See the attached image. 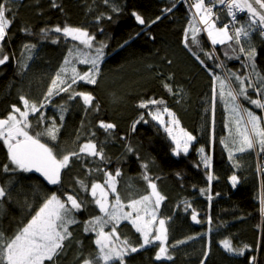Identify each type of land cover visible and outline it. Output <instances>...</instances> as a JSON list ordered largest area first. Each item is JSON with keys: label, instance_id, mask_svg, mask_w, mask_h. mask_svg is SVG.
<instances>
[{"label": "trees", "instance_id": "1", "mask_svg": "<svg viewBox=\"0 0 264 264\" xmlns=\"http://www.w3.org/2000/svg\"><path fill=\"white\" fill-rule=\"evenodd\" d=\"M192 2L110 0L109 4H105L103 0H55L57 7L54 8L53 0H14L9 5L14 19L4 43L10 60L0 65V118L8 114L11 105L21 106L20 95L39 101L69 48L77 44L58 33L50 32L49 38L43 39L40 29L57 25L63 27L65 24L85 28L95 34L98 41H105L108 47L104 50L98 83L88 85L79 82L75 88L92 93L99 109L86 113L79 97L74 101H67V94L63 93L54 97L55 105L67 101L68 106L56 144L58 149L64 151L78 150L79 144L88 137L81 136L74 143L77 129L84 133L95 131L94 139L98 143L103 142L110 163L104 164L92 158H86L83 165L80 161H73L70 169L62 173V186H50L43 177L31 172L3 173L0 170V185L10 187L9 198L0 202V230L12 235L27 222L30 214H34L43 198L51 192H58L63 197L64 191L71 192L74 188L78 191L76 178L87 179L89 187L93 181L103 183L105 177L102 172L86 175L88 169L92 168L99 167L112 173L117 168L121 170L117 189L125 203L149 194L141 168V164L147 162L148 174L157 184L158 191L165 196L157 217L166 220V246L172 260L155 259L159 248L157 241L136 253H130L125 258L126 264H201V260H204V264H248L249 258L253 256L256 264H264V216L260 211L261 201L264 200V171L259 173L258 170V165H264V154L236 153L234 159L239 167H234L220 142L229 136L225 128L227 113L224 105L217 101L213 112L212 78L182 43L185 28L190 20L195 19ZM113 6L120 11L113 12ZM167 8H172V11L164 12ZM133 11L144 18L145 25L135 21L131 15ZM218 13L221 15L219 26H222L228 22V17L225 11ZM98 16L101 17L99 21L96 19ZM108 16L112 19L109 20ZM157 16L161 19L151 23ZM239 18L244 21L246 14L241 13ZM22 28L29 29L33 34L21 31ZM198 38L204 50L214 52L218 58L208 60L203 52L194 49L214 71H221L214 67L220 61L232 70L244 71L241 62L243 57L240 60L228 59L225 52L230 50L226 46H212L202 32ZM52 39H57V43H52ZM253 42L257 48V69L264 73V40L257 33L253 34ZM25 43H33L37 47L33 51V59L27 61L28 68L21 70L18 62L23 59L21 51ZM77 67L86 71L88 66L77 64ZM165 82L178 94L166 91L163 87ZM252 95L255 97V93ZM148 99L164 100L165 105L175 113L181 127L196 137L188 154L181 152L179 156L173 155L171 138L146 115L147 109L137 106L141 100ZM244 103L258 115L261 114L259 109ZM44 111L46 116H54L57 123L60 122L55 106L49 105ZM142 112L149 122H140L136 130L132 131L133 123ZM30 119L33 123L31 132L35 135L42 129L37 126L35 117ZM100 120L113 123L116 128L111 133H105L98 127ZM41 139L50 146L53 143L47 137ZM128 145L133 148V152L127 151ZM201 147L205 148L206 155L212 157L211 171L214 178L211 182L208 181V173L198 152ZM5 163L7 150L0 142V169ZM233 174L239 178L235 187L229 179ZM81 195L89 203L86 209L77 214L80 224L71 226L73 238L67 242L68 247L59 264H78L79 259L96 250L93 243L95 234L84 233L83 222L99 215V209L91 203L90 195ZM185 202L191 205L187 210ZM193 210L197 212L201 223L192 221ZM209 218L211 223H208ZM119 234L121 238L128 237L134 245L138 246L142 242L140 234L128 221L121 222ZM225 239H229L236 248L245 244L249 248L243 256L228 253L220 243ZM181 240L186 243L177 245L176 242ZM205 251L208 252L207 257L204 256Z\"/></svg>", "mask_w": 264, "mask_h": 264}, {"label": "snow or ice", "instance_id": "2", "mask_svg": "<svg viewBox=\"0 0 264 264\" xmlns=\"http://www.w3.org/2000/svg\"><path fill=\"white\" fill-rule=\"evenodd\" d=\"M109 4L110 0H103ZM14 0H0V65H5L10 60V54L5 51L4 43L8 38V30L14 19V13L9 7ZM222 6V11L230 18L228 23H221V15L217 8ZM52 7H57L53 0ZM175 7V5H173ZM191 8L195 9V19L189 21L185 28L182 43L192 55L208 71L212 78V108L215 111L217 101L223 103L227 113L225 128L229 131L226 139H221L228 152V158L233 161L234 167L239 164L234 159L236 153L256 152L258 155L264 154V73L257 69L256 57L257 48L253 42V34L259 35L264 40V0H193ZM113 12H119L116 6L112 7ZM171 12L172 8L163 10ZM238 13H245L246 19L241 21ZM103 15V14H101ZM131 15L140 25H145L144 18L133 11ZM109 20L111 16L107 17ZM98 21L101 17L96 18ZM161 17L157 16L151 23H156ZM198 25H203V28ZM21 31L33 34L27 28ZM103 32V29H100ZM61 34L64 38H70L77 42L69 48L68 54L64 57L60 67L48 85L47 91L39 101L30 100L25 95L19 96L20 105H11V110L5 117L0 118V142L7 150V163L2 165L3 173H39L48 185H63L62 173L70 169L73 161H80L83 165L86 158L99 160L104 164L110 163L105 154L103 142H97L94 138L95 131L89 130L84 133L77 129L76 141L81 136L88 138L84 143L79 144L78 150L64 151L58 149L56 142L63 122L64 114L68 111L67 101H74L77 97L83 103L85 112L98 110L99 105L95 104V97L90 92L77 91L75 86L79 82L88 85H96L101 73V64L105 57V48L108 44L105 41H98L95 34L87 29L65 24L63 27L57 25L53 28H41L40 33L43 39L49 38V33ZM206 32L207 38L212 46H226L230 51L225 52L228 59L240 60L243 57L242 65L244 71L228 68L223 61L215 63L214 67L220 69L216 72L210 68L204 59H201L194 49L203 52L208 60L218 59L214 52L205 51L199 33ZM52 43H57V39H52ZM127 43V41H125ZM79 45V46H78ZM82 46V47H80ZM36 44L25 43L22 45L19 61L21 70L28 68V60L33 59V51ZM231 53H238L232 55ZM170 63V61H169ZM77 64L86 65L87 70L77 68ZM171 79V77H169ZM163 87L174 95L172 86L165 82ZM67 94V101L60 105L54 104V97ZM255 93V97H253ZM260 110V115L256 111L245 106V103ZM53 105L59 115V123L54 116H46L44 109ZM163 107L161 108L160 106ZM140 109H147L146 115L152 121L158 123L167 135L171 138L174 147L172 154L179 156L181 152L188 154L190 146L196 137L186 130L179 127L180 121L175 113L170 110L162 99L141 100L138 105ZM152 106V108H150ZM168 120H164V115ZM30 117H35L36 124L42 130L32 134L33 123ZM140 122L148 123L145 113H141L137 121L132 125V131L136 130V125ZM83 128V121L81 122ZM98 127L105 133H111L116 125L103 120L98 121ZM178 128L179 132H174ZM42 137H47L52 145L42 142ZM124 139V137H121ZM129 153L133 148L126 146ZM201 154L207 173L208 181L214 178L211 171L212 157L205 154V148L198 149ZM62 153V154H61ZM88 162H91L89 160ZM143 180L147 183L150 193L139 198L130 199L125 203L117 189V178L121 176V170L117 168L114 173L103 168L88 169L86 175L93 172H102L105 179L103 183L93 181L89 187L87 179L76 178L75 185L78 188L73 191H64L63 197L58 192H51L46 195L39 207L30 214V218L22 227H19L12 235L0 230V264H59L61 256L68 247L67 242L72 240L73 231L71 226L79 225L77 214L88 206V201L81 193H87L92 197L93 203L99 209V215L91 216L83 222L84 233H94L93 240L96 250L89 253L87 257L79 259L78 264H126V257L130 253H136L145 246L159 242L158 251L155 254L156 260H172L168 254L166 246L167 228L166 220L157 217V211L161 202L165 200L157 188V184L148 174L149 164H141ZM258 170L264 171L260 165ZM233 187L239 182L237 175L233 174L230 178ZM203 194V190H201ZM10 187L0 185V202L9 198ZM112 197L110 199L109 197ZM212 199L211 196L208 197ZM186 208L191 205L185 202ZM31 208V206H29ZM125 209H128L125 211ZM261 215L264 216V200L261 201ZM198 214L192 211L191 219L193 222L201 223L197 218ZM121 221H128L136 233L140 234L142 242L134 245L128 237L121 238L119 228ZM208 223H211L209 218ZM110 229V230H106ZM194 239V237H189ZM79 243V242H77ZM186 241H177L176 244H183ZM223 249L231 254L243 256L249 245L245 244L240 248L232 245L229 239L220 242ZM176 245H172L175 247ZM208 252H204L207 257ZM204 264V260H201ZM248 264H256V258H249Z\"/></svg>", "mask_w": 264, "mask_h": 264}, {"label": "rangeland", "instance_id": "3", "mask_svg": "<svg viewBox=\"0 0 264 264\" xmlns=\"http://www.w3.org/2000/svg\"><path fill=\"white\" fill-rule=\"evenodd\" d=\"M194 11H195V9H194ZM194 18H195V20H196V22L198 23V20H197V18L194 16ZM199 19V18H198ZM199 26V25H198ZM201 27L203 28V25H201ZM205 35L207 36V34H206V32H205ZM80 47H82V46H80ZM78 68V67H77ZM164 120L165 121H167L168 120V117H167V115L165 114L164 115ZM179 127L180 128H182L181 127V125H179ZM182 129H184V128H182ZM185 130V129H184ZM174 132H179V129L178 128H174ZM188 132V131H187ZM110 199H112V197H111V195H110V197H109ZM128 209H125V211H127ZM122 222V221H121ZM106 230H110V229H106Z\"/></svg>", "mask_w": 264, "mask_h": 264}, {"label": "built area", "instance_id": "4", "mask_svg": "<svg viewBox=\"0 0 264 264\" xmlns=\"http://www.w3.org/2000/svg\"><path fill=\"white\" fill-rule=\"evenodd\" d=\"M221 10H222V6H220V7L217 8V11H218V12L221 11ZM193 13H194V16H195V11H194V9H193ZM237 15H238V17H239V15H241V13H238ZM196 18H197V20H198V17H196ZM229 20H230V18L228 17V22H229ZM228 22H227V23H228ZM261 167L264 168V165L261 166ZM261 172H262V171L259 170V173H261Z\"/></svg>", "mask_w": 264, "mask_h": 264}, {"label": "water", "instance_id": "5", "mask_svg": "<svg viewBox=\"0 0 264 264\" xmlns=\"http://www.w3.org/2000/svg\"><path fill=\"white\" fill-rule=\"evenodd\" d=\"M199 27H201V25H199ZM202 28V27H201ZM204 35H205V32H202ZM205 37L207 38V36L205 35ZM208 39V38H207ZM209 41V40H208ZM31 173H33L34 175H36V176H39V177H42L39 173H36V172H31ZM47 183V182H46ZM50 186H55V185H50ZM151 190L149 189V192H150Z\"/></svg>", "mask_w": 264, "mask_h": 264}]
</instances>
